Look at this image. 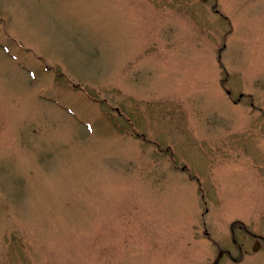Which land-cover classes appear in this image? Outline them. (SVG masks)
<instances>
[{"label": "rangeland", "instance_id": "obj_1", "mask_svg": "<svg viewBox=\"0 0 264 264\" xmlns=\"http://www.w3.org/2000/svg\"><path fill=\"white\" fill-rule=\"evenodd\" d=\"M240 223L264 0H0V264H213Z\"/></svg>", "mask_w": 264, "mask_h": 264}, {"label": "flooded vegetation", "instance_id": "obj_2", "mask_svg": "<svg viewBox=\"0 0 264 264\" xmlns=\"http://www.w3.org/2000/svg\"><path fill=\"white\" fill-rule=\"evenodd\" d=\"M240 227L244 232L235 233L232 225V242L230 245H218L219 256L213 264H264V233L252 231L244 223H240ZM206 259L209 264V258Z\"/></svg>", "mask_w": 264, "mask_h": 264}]
</instances>
